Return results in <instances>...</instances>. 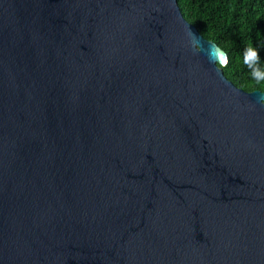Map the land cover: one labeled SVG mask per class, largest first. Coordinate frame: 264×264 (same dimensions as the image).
Masks as SVG:
<instances>
[{"label": "water", "instance_id": "95a60500", "mask_svg": "<svg viewBox=\"0 0 264 264\" xmlns=\"http://www.w3.org/2000/svg\"><path fill=\"white\" fill-rule=\"evenodd\" d=\"M227 60L178 0H0V264H264Z\"/></svg>", "mask_w": 264, "mask_h": 264}, {"label": "trees", "instance_id": "16d2710c", "mask_svg": "<svg viewBox=\"0 0 264 264\" xmlns=\"http://www.w3.org/2000/svg\"><path fill=\"white\" fill-rule=\"evenodd\" d=\"M183 17L228 55L220 65L225 76L237 87L261 90L244 63L248 49L258 53L257 66L264 70V0H178Z\"/></svg>", "mask_w": 264, "mask_h": 264}, {"label": "clouds", "instance_id": "9594fccd", "mask_svg": "<svg viewBox=\"0 0 264 264\" xmlns=\"http://www.w3.org/2000/svg\"><path fill=\"white\" fill-rule=\"evenodd\" d=\"M194 46L198 43V38H193ZM217 58L216 49H212L210 52L209 59L214 61ZM244 63L252 68V77L260 86H264V70H261L258 66V53L255 49H248L245 53ZM261 100H264V96L260 97Z\"/></svg>", "mask_w": 264, "mask_h": 264}]
</instances>
